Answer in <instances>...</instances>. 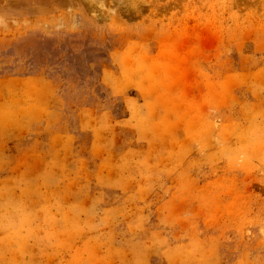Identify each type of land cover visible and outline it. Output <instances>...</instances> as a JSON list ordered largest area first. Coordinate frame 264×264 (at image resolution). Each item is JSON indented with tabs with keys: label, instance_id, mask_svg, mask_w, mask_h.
I'll return each instance as SVG.
<instances>
[{
	"label": "rangeland",
	"instance_id": "1",
	"mask_svg": "<svg viewBox=\"0 0 264 264\" xmlns=\"http://www.w3.org/2000/svg\"><path fill=\"white\" fill-rule=\"evenodd\" d=\"M0 264H264V0H0Z\"/></svg>",
	"mask_w": 264,
	"mask_h": 264
}]
</instances>
